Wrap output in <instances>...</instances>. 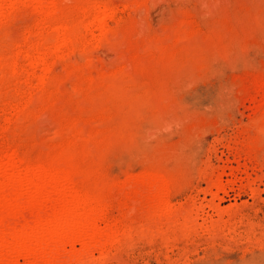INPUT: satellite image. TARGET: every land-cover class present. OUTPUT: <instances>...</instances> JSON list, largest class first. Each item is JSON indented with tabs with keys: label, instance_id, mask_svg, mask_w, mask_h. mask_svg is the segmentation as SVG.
<instances>
[{
	"label": "rangeland",
	"instance_id": "rangeland-1",
	"mask_svg": "<svg viewBox=\"0 0 264 264\" xmlns=\"http://www.w3.org/2000/svg\"><path fill=\"white\" fill-rule=\"evenodd\" d=\"M12 1L0 13V160L78 155L84 127L86 182L156 174L171 206H201L196 227L158 234L113 201L126 233L95 264H264V0H59L49 23L32 0ZM78 4L113 8L106 31H84ZM55 25L75 26L66 44ZM37 46L46 73L28 64Z\"/></svg>",
	"mask_w": 264,
	"mask_h": 264
},
{
	"label": "bare ground",
	"instance_id": "bare-ground-1",
	"mask_svg": "<svg viewBox=\"0 0 264 264\" xmlns=\"http://www.w3.org/2000/svg\"><path fill=\"white\" fill-rule=\"evenodd\" d=\"M10 1L12 0H0V13ZM58 2L59 0H32V8L39 18L48 22L57 17L59 11L62 12L58 9ZM78 6L83 12V19L80 20H84V31L91 32V27L100 32L106 31V18L110 12L112 14L113 8L98 4L92 5L88 12L81 4ZM62 26H52L58 34L55 41L59 45L67 43L65 34H72L75 27ZM114 44L116 49L125 45L119 39ZM41 49L33 47L26 58L29 66L40 63L46 73L50 67V63H46V57H51V54L44 52L47 49ZM57 49L51 53H56ZM123 53L120 61L132 68L135 55L132 56L127 50ZM36 79L42 81L43 78L38 76ZM83 130L81 136L84 144L81 143L82 151H78V155L73 152L75 147L73 151L67 150L51 159L48 156L49 161L44 165L41 162L39 165L30 164L24 165L25 167L20 164L23 160H14L10 155L0 160V264H21L18 262L19 258L24 260L22 264H95L93 252L108 249L118 237L126 233L118 228L114 219L108 217L111 203L116 200L123 206L124 216L128 215L141 223L145 231L163 233L176 223L196 227L198 207L194 210L171 206L168 203L171 183L156 174L129 177L120 184L104 180L90 184L91 179L87 183L86 177L89 175L83 168L84 164L82 169L79 163L81 157L86 158V154H89L91 136ZM92 179L94 182L93 177ZM212 209L217 215L215 221H220L222 215L219 209ZM192 212L195 216H192ZM76 243L79 244L78 249L74 248Z\"/></svg>",
	"mask_w": 264,
	"mask_h": 264
}]
</instances>
